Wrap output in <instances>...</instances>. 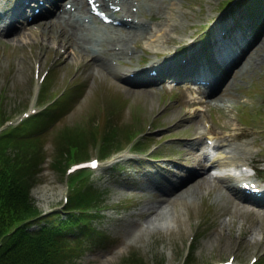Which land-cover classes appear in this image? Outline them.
Returning <instances> with one entry per match:
<instances>
[{"label":"rangeland","instance_id":"rangeland-1","mask_svg":"<svg viewBox=\"0 0 264 264\" xmlns=\"http://www.w3.org/2000/svg\"><path fill=\"white\" fill-rule=\"evenodd\" d=\"M222 0H173L172 10L174 15H166V20H158L153 28H169L172 34H168L167 37L173 38L172 35L177 32L178 37L182 38L183 35L187 34V31L192 27H197L198 36L206 33V28H210L215 17L220 13V4ZM150 0L148 1V3ZM153 3L158 5L159 1L153 0ZM13 2H1L0 1V14H5V18L9 16L11 9L13 8ZM161 8L168 10L169 6L166 5V0H161ZM157 13L155 9L154 13ZM217 12V13H216ZM258 17V16H256ZM4 18V19H5ZM173 18V19H172ZM264 18V14L261 15L260 19ZM3 19V20H4ZM3 20H0L2 22ZM46 22L45 19L42 20ZM30 29H29V28ZM46 27V26H45ZM49 28V26H47ZM175 27V30H173ZM34 26H26L25 30H20L19 26H15L11 31L7 32L9 39H2L0 42V52L4 51L9 54V57L15 62L13 68V77L18 79L17 72L21 71V62L18 60L23 53L25 57L29 56V45L32 43L43 42L53 44L48 38L46 33H42L37 38H33L30 31ZM42 31V30H41ZM18 35H23L18 39ZM149 36V35H148ZM44 38V39H42ZM167 38L160 40L155 44L154 49L164 52L166 50L165 41ZM198 39V38H197ZM149 46H152L153 42L148 40L146 42ZM37 44H34V52L36 51ZM255 51L250 54L246 62L248 63L243 70L242 75L247 74L248 69L255 66L256 60L262 61L259 66V75L264 73V37L263 40L256 44ZM72 50H69V56L67 64L69 68H61L59 72V85L62 87L67 78H73L78 72L85 74L88 87V95L85 99L76 106V108L61 121L59 125L47 134L45 149L49 152V159L44 165V172L38 175L41 176V182L33 188L31 196L35 201L36 207L44 212L49 211H63L62 207V196L67 194V187L65 184L66 176L61 171H54L48 166L51 161L50 152L54 148V136L60 131L62 122L67 124L82 123L85 117L91 111L94 106L95 99L102 98L104 96L110 97L113 92L123 91L126 98L129 99L127 108L124 110L125 114L129 116L138 102H141V114L143 117L152 116L154 112L161 109L159 114L161 119L167 123V127L163 130H157L152 132L148 136L159 139L164 134H169L167 137L157 141L161 145H172L174 150H177L179 139L178 135L174 134L180 128V115H188L192 112V109L199 107L189 106L182 108L178 113L179 109L170 110L168 108V98L162 94L161 105L157 106L158 97L151 100L148 95L141 97L137 90H128V88L117 79H115L111 72L114 71L110 68H104V70L95 75L94 73H87L82 65L83 60L72 57ZM28 60V57H26ZM48 61L55 60V53L51 52L48 57ZM28 65V63H26ZM62 65V63H61ZM32 66H26L24 72H21L22 84L24 87L23 97H27L28 91L32 90L35 94L39 82L32 79L31 76ZM67 72L64 76V72ZM9 73H4L7 77ZM12 79V76L10 77ZM234 82L231 81L230 84ZM237 82V81H235ZM256 84L264 85V78L254 80ZM17 82L14 83L13 88L17 87ZM250 84V83H249ZM248 84V85H249ZM228 89L226 92L230 91ZM226 92L223 91L224 96ZM150 101V102H149ZM152 102V103H151ZM152 104H155L154 107ZM32 103L30 104V107ZM186 112H188L186 114ZM201 112L197 114V118L194 121L195 127H201L205 121L204 116H199ZM208 117V116H207ZM228 119L233 121L231 117ZM174 126H171L173 125ZM257 129L252 138L259 137ZM249 140L240 143V147L248 150L254 158H259L264 161V147L256 151L254 146L249 147ZM264 142H261V145ZM234 146H238V143H234ZM90 153L95 154L94 147L89 150ZM178 155L174 156L172 160H168L169 172L163 176H168L170 179L177 178L181 175V172L176 166ZM118 158L113 159V161ZM238 164L247 163L248 161L237 157ZM212 165H216V162H210ZM106 165V163H105ZM256 167V166H255ZM196 169L194 161L190 159L184 161L183 169ZM160 173V171H159ZM249 174L252 171L248 170ZM207 177V171L201 175L194 176L189 175L188 179H184L170 191L163 192V196L173 198L174 194L182 190L186 186L194 183L199 177ZM96 175H92L89 180L97 188L105 192L107 196L106 205H109L108 211L103 213L105 216L102 218L98 228L103 229L113 237H119L118 244L107 253H100L99 250L86 252L80 255L78 262L80 264H124L125 260L129 257H135L141 261L142 264H181L180 262L185 257L187 252V240L189 237L194 235L192 245H195L194 258L195 264H209L216 260H222L230 254L235 253L238 261L235 264H249V259L253 255L264 252V217L257 216L258 213L248 214L245 210L238 209V213L232 214L233 210L229 211L227 216L226 211L230 208L229 202L226 198H221L218 192L212 187L207 185H201L198 188H194L192 192L186 196L187 205L184 207L180 200L174 201L164 211L163 216L157 215V220H153L152 217L155 215H140L144 212V208L147 206H154L157 209L167 201L160 203H148V199L151 197L152 191L141 192L140 195L132 190H127V186L122 183L117 176L114 174V170L108 171L105 176L99 177V180L94 181ZM123 189H126L125 192ZM210 190V192H209ZM128 203L129 206L123 209H116L112 204H116L119 201ZM139 212V214H136ZM202 220V221H201ZM201 222V223H200ZM204 231V232H203ZM202 232V233H200ZM255 236V239L250 237ZM232 241L229 242V239ZM264 258V256L262 257ZM264 262V259H263ZM263 264V263H261Z\"/></svg>","mask_w":264,"mask_h":264},{"label":"bare ground","instance_id":"bare-ground-1","mask_svg":"<svg viewBox=\"0 0 264 264\" xmlns=\"http://www.w3.org/2000/svg\"><path fill=\"white\" fill-rule=\"evenodd\" d=\"M68 3H71V6L77 8L83 15H87L89 13L83 0H70V2ZM104 3L105 2L103 1L102 5H104ZM120 4L122 5V13L118 17L120 19L121 24L125 28H127L124 31L123 39H126L127 41H135L140 36H143L144 32L148 30L149 25L147 23L135 22L134 18H132L130 22H127V20H122L124 16L131 14L130 1L125 0L123 2H120ZM36 19L37 17H35L34 19L32 18V22ZM90 21L91 19L88 20V22ZM55 24L59 26V30L56 33L52 31L50 33V36L58 40L65 50H67L68 48H72L77 53V55H80L85 59L87 57H91L89 61L86 60L85 62V65L88 67V69H91L94 64L101 65L106 59L110 62L122 59L121 53L123 50H126V45L121 40H112L111 38L101 34L98 28L90 27L86 23L84 18H82L80 15L74 14L70 9L64 8L61 3H58V11ZM43 41L44 40H41L40 42ZM43 44L44 43H40L39 46ZM41 50L46 52L48 48L43 45ZM191 131L192 133L194 132L193 129ZM242 134L243 133L234 134L231 137L238 138ZM196 144V139L190 141V145L195 146ZM198 153V151L194 152V148L192 147L184 151V156H193L194 154L197 155ZM199 156L200 159H202L201 153H199ZM196 159L199 160V158ZM201 162L202 160H199V165H201ZM255 162V159L251 161L252 164ZM228 187L232 192L241 195V193L237 191V189H235L233 186ZM186 191L187 189L183 190L182 192H179L176 197H180ZM243 196L244 194L241 195V197ZM256 204L264 206V203L260 201L256 202ZM155 212V207H146L144 213H142L141 215H151Z\"/></svg>","mask_w":264,"mask_h":264},{"label":"trees","instance_id":"trees-1","mask_svg":"<svg viewBox=\"0 0 264 264\" xmlns=\"http://www.w3.org/2000/svg\"><path fill=\"white\" fill-rule=\"evenodd\" d=\"M32 165L31 163L27 164V173ZM1 195L3 201L0 206V238L7 233L9 227L15 222L21 223L30 215L28 214L29 212H22L26 205V199L19 189L6 186L3 188ZM74 202L78 204L86 203L81 199H77ZM5 207L14 210L15 219L13 216L8 215ZM10 238L13 239L3 250H0V264H50V260L46 257L48 255L47 251L33 241L31 235L23 230L22 227L17 232H14Z\"/></svg>","mask_w":264,"mask_h":264}]
</instances>
